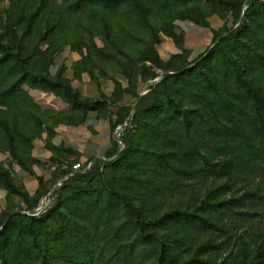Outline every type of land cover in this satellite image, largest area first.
<instances>
[{
	"label": "rangeland",
	"instance_id": "374dc122",
	"mask_svg": "<svg viewBox=\"0 0 264 264\" xmlns=\"http://www.w3.org/2000/svg\"><path fill=\"white\" fill-rule=\"evenodd\" d=\"M247 1L0 0V41L10 48L0 47V126L10 124L20 146L22 134H34L24 164L0 127V264H264V172L252 168L264 163L255 129L264 115L254 112L264 109V79L253 73L264 56V6L245 16ZM240 25L233 42L216 47V34ZM81 84L96 93L102 117L129 111L134 120L124 155L98 160L101 173L83 187L63 184L65 168L53 172L33 155L61 124L85 118L93 101L80 97ZM156 136L185 147L166 163L169 149L148 146ZM232 153L247 168L228 175L221 165ZM55 155L64 165L78 160ZM208 158L214 182L204 178Z\"/></svg>",
	"mask_w": 264,
	"mask_h": 264
},
{
	"label": "trees",
	"instance_id": "16d2710c",
	"mask_svg": "<svg viewBox=\"0 0 264 264\" xmlns=\"http://www.w3.org/2000/svg\"><path fill=\"white\" fill-rule=\"evenodd\" d=\"M259 6H264V1H261V0H248L247 1V8L245 10V16L247 15V13H249L250 10H253V9H257ZM233 10L237 16V19L239 20L240 17H241V14L243 12V6H242V3H236L234 4L233 6ZM241 31H243V26H239V28H230L229 30H227L225 33H221V34H216L213 38V42L215 43L216 42V47L217 46H220L222 44H228L230 42H233L236 38H237V35L241 33ZM114 37V41H113V48L114 50H116L117 52H125L124 51V47L118 45V41L116 40L115 36L112 35ZM0 47L3 48L6 52H10V48L7 44L5 43H2L0 41ZM201 57H199L196 61H198ZM113 59V58H112ZM52 58H49L47 57V61H51ZM126 60V58H125ZM118 66L124 68V71H126V67L127 64H126V61L123 62V60L121 59H118L116 60ZM253 73H254V78L257 80V79H260V76L262 79H264V56L261 57L260 59V63L258 65H255L254 68H253ZM180 76L183 77V78H186V74L185 73H180ZM171 77V75H166L164 77V80H167ZM120 81V80H119ZM252 86L254 87V83H252ZM209 89H213L212 93L215 94L214 96H216V98L218 99V104H220L222 106V104H224V93L222 94L221 91H219L221 88H219L217 86V84L215 83H211L210 84V88ZM254 90V89H252ZM80 97L84 98L85 101L88 103L89 101H93V103L88 106V107H85L86 109V114H85V118L79 122V123H63V124H68V125H78V124H81L85 121V119L88 117L89 113L90 112H95L98 116L102 117L100 115V109H99V105H98V100L95 99V98H89V97H85L82 95V93L77 89ZM210 91V90H209ZM155 90L152 89L151 93H148L144 96H141V98L139 99V101L137 102L136 106H135V112H141L145 109V107H143V104L145 102H147L148 100V96H150V94L152 95H155ZM223 95V96H221ZM217 102V101H216ZM262 103H264V100L262 99L261 100ZM170 103L175 106L176 103L174 102L173 99H170ZM151 107H154V103H151L150 104ZM223 108V107H222ZM226 108V109H225ZM149 109H152V108H149ZM226 110L227 113H229V116L231 117L232 114H234V111L232 110V108H230V106L228 105H225L224 108ZM254 112L256 113V115L258 117H263L264 115V109H262L260 106H255V110ZM113 115H116V120L113 122L111 121V128H112V132H115V130L117 129V127L119 126H122L123 127V131L121 132V136H120V140L122 141V143L124 144V150L123 152H119L120 150V145H119V142L117 139H114L113 142H112V145L110 147V149L107 151L106 153V157L105 159H99L101 161H104V163L106 164L107 163V160L113 158L114 156H116L117 154H120L121 156L124 155L123 153L127 150V148H129L128 146L131 145V142H132V121L131 120V116H130V113L129 111H127V113L125 115H122L120 112L116 113V114H112ZM105 118V117H103ZM126 118H128V122L129 124L128 125H125V123L127 122L126 121ZM239 128L238 130L240 132H243V129L245 130L246 127L245 126H242L241 124L238 125ZM2 129L5 130V132L7 133L6 134V138H7V143L9 144L10 146V149L14 155L15 158L19 159L22 163H26V154H27V149H28V144L30 143L31 139L34 137V134L33 133H25V134H22V143H23V146H20L16 140L14 139V137H12V128L10 126V124H8L7 122L4 123L3 125L0 126ZM263 137H264V125H259L257 128H255ZM56 135V133L53 135V137ZM52 137V139H53ZM249 138V136H247ZM52 139H51V143H48L46 142V145H45V148L48 149L49 151L52 152L53 156L51 158V163H56V159L58 158H61L59 155H55V152L56 151H59V152H69L71 154H73L74 152L70 149H65V148H62V147H56L53 145L52 143ZM249 141H254L251 137L248 139ZM163 140H161L158 136H156L154 139H151L149 140V144L148 145L150 148H155L157 151H160L162 149H169L170 150V154H164V157L165 159V162L166 163H170L168 161V156L170 155H173L174 157L178 156L179 155V147H182L184 149V145L181 144L180 146H177L176 143L172 142V143H164V144H161ZM176 144V145H175ZM227 147H230L231 151H233V149L235 148L234 146H227ZM239 148H242L241 146H238ZM213 160V159H212ZM210 158H208L207 160V163H208V166L210 167V170L208 171V174L205 173L204 175V178L205 179H209L211 180L212 182H214L217 177H218V174L214 172H212V166L214 167L213 164H211L213 161H212ZM37 161V160H36ZM98 160H95L94 161V164L92 165V167L90 169H88L87 171H78V172H74V174L70 177H68L67 179H65L63 181V184H67V183H71L73 185H76V186H87L93 179H95L100 173H101V168H100V164L97 163ZM38 162V161H37ZM78 160L76 162H74L71 166L69 165H66V167H58L57 169V173L61 171V169H66L65 172H64V175L62 178H65L69 173L72 172V168H73V165L75 163H77ZM243 164V161H242V157L237 155V154H234L232 153L226 160L225 162L222 163L221 167H223L225 170H226V173L228 175H232L234 174L233 171H235L236 169H239V168H247V166ZM250 167V166H249ZM254 169V172H264V163L262 164H256L255 166L253 165L252 167ZM253 171V170H252ZM217 174V175H216ZM198 175V173H197ZM129 182H132V178H130V180H128ZM147 182H152V179L148 177L147 179ZM211 188V187H210ZM140 192H144L143 196L145 198H149L150 197V190L148 191H145L143 190L142 191V188H139ZM149 189V187H148ZM209 192H211V189L209 190ZM182 193L180 192V197L182 196L181 195ZM212 194V192H211ZM121 199H123V201L125 202V204L127 205V207L132 210V211H136V207L135 205L132 203V201L129 199V197L126 195V194H121ZM144 198V199H145ZM33 219V218H32ZM29 235H31L32 237H34L35 235V232L33 230L32 227H29ZM0 259H3V254H2V251L0 250Z\"/></svg>",
	"mask_w": 264,
	"mask_h": 264
},
{
	"label": "crops",
	"instance_id": "0c3cea01",
	"mask_svg": "<svg viewBox=\"0 0 264 264\" xmlns=\"http://www.w3.org/2000/svg\"><path fill=\"white\" fill-rule=\"evenodd\" d=\"M82 80L85 82L84 85H89L86 78L83 77ZM84 85L77 86V89L83 96L94 98L96 93L94 91L88 93L83 89ZM111 130V123L108 118H103L95 112H90L81 124L74 126L61 124L52 139V143L56 147L72 150L78 162L81 163L105 159L106 153L113 142V132ZM33 155L40 164L49 163L53 172L57 171L58 167H66L62 158L56 159L54 164L51 163L53 154L45 148L42 142L36 144ZM27 189L31 194L36 191V187L29 188L27 186Z\"/></svg>",
	"mask_w": 264,
	"mask_h": 264
},
{
	"label": "built area",
	"instance_id": "2783aa9c",
	"mask_svg": "<svg viewBox=\"0 0 264 264\" xmlns=\"http://www.w3.org/2000/svg\"><path fill=\"white\" fill-rule=\"evenodd\" d=\"M121 127V126H120ZM123 131L122 130H118V134L115 132L116 134V139L118 140L119 142V145H120V148L123 146V143L122 141L120 140V136H121V132ZM94 164V161H87L85 163H81V162H77L73 165V168H72V172L69 173L65 179H67L68 177L72 176L74 174V172H78V171H87L88 169H90L92 167V165Z\"/></svg>",
	"mask_w": 264,
	"mask_h": 264
},
{
	"label": "water",
	"instance_id": "95a60500",
	"mask_svg": "<svg viewBox=\"0 0 264 264\" xmlns=\"http://www.w3.org/2000/svg\"><path fill=\"white\" fill-rule=\"evenodd\" d=\"M123 129V127L121 126V127H118L116 130H115V132L117 133L118 132V130H122ZM118 134V133H117Z\"/></svg>",
	"mask_w": 264,
	"mask_h": 264
}]
</instances>
